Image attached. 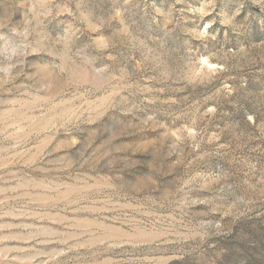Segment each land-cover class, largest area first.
Masks as SVG:
<instances>
[{
    "label": "rangeland",
    "instance_id": "374dc122",
    "mask_svg": "<svg viewBox=\"0 0 264 264\" xmlns=\"http://www.w3.org/2000/svg\"><path fill=\"white\" fill-rule=\"evenodd\" d=\"M0 264H264V0H0Z\"/></svg>",
    "mask_w": 264,
    "mask_h": 264
}]
</instances>
